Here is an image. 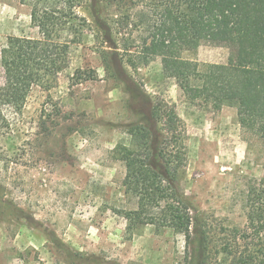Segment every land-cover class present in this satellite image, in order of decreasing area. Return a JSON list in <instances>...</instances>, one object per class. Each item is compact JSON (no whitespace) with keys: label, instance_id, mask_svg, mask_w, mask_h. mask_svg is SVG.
Returning a JSON list of instances; mask_svg holds the SVG:
<instances>
[{"label":"rangeland","instance_id":"obj_1","mask_svg":"<svg viewBox=\"0 0 264 264\" xmlns=\"http://www.w3.org/2000/svg\"><path fill=\"white\" fill-rule=\"evenodd\" d=\"M91 4L0 0V53L10 36H40L34 10L78 13L58 33L70 44L69 66L50 88L35 86L22 113H9L13 126L3 142L0 132V264H187L184 234L153 224L130 228L124 216L136 201L125 192L115 147L138 142L129 129L146 105L134 102L121 73L153 103L175 107L185 128L183 191L218 232L245 226L247 190L264 178V141L242 128L236 106L190 101L160 56L137 68L108 65L106 50H137L144 31L127 15L143 2L104 1L112 48ZM181 55L203 69L230 63L233 49L203 42Z\"/></svg>","mask_w":264,"mask_h":264},{"label":"trees","instance_id":"obj_2","mask_svg":"<svg viewBox=\"0 0 264 264\" xmlns=\"http://www.w3.org/2000/svg\"><path fill=\"white\" fill-rule=\"evenodd\" d=\"M104 1L92 0V16L112 48L113 32L102 15ZM141 2L140 10L127 15L144 31L137 50L132 51L135 45H127L122 54L106 50L107 64L117 63L121 70L124 63L137 68L160 56L166 74L177 80L190 101L236 106L242 128L264 141V0ZM73 14L78 16L73 9H36L32 20L40 36H10L2 47L1 142L13 126L9 113H22L34 87L50 88L69 66L70 44L58 33ZM203 42L227 44L233 49L232 61L201 69L197 61L181 55ZM123 73L120 79L131 98L146 105L138 111L144 114L140 122L129 129L138 142L115 147L116 157L126 167L125 192L136 201L134 208L124 211L129 227L153 224L184 234L190 256L187 264H264V178L247 190L245 226L218 232L207 213L183 191L185 128L175 107L165 101L153 103Z\"/></svg>","mask_w":264,"mask_h":264}]
</instances>
